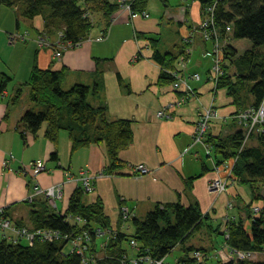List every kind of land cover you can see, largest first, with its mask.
<instances>
[{
    "label": "crops",
    "instance_id": "obj_1",
    "mask_svg": "<svg viewBox=\"0 0 264 264\" xmlns=\"http://www.w3.org/2000/svg\"><path fill=\"white\" fill-rule=\"evenodd\" d=\"M125 1L129 3L132 0ZM149 1L142 14L119 7L107 24L105 17L98 15L88 38L76 47L68 46L60 57L55 55L62 41L56 31L46 34L49 46L39 44L40 35L46 30L44 17L29 19L21 12L19 14L17 7L0 6V80L4 73L11 78L0 93V208L6 209L11 219L20 226L33 227L32 206L26 200L36 186L45 188L63 183L62 197L48 202L51 211L64 213L75 189L81 186L77 178L83 169L94 178V191L86 192L83 201L92 204L101 200L112 226L119 224V209L122 206L131 211L132 217L143 219L158 203L172 202L185 205L197 202L203 214H207L203 226L207 225L216 235L221 233L226 237L230 220H242L246 227L250 225L252 207L244 212L245 207L238 205V213L229 212V209H235L234 204L239 199L247 201L250 198L243 188L245 183L235 178L233 172L230 176L224 170L217 173L215 169L217 165L224 168L223 164L231 163L232 159L223 162L219 153L212 157L214 146L209 141L211 148L207 151L211 160L208 161L199 148L205 146L193 141L199 113L211 105L217 110L209 129V136L214 141L227 140L234 132L242 130L231 116L237 110L232 105L233 98L227 95L226 88L218 89L211 79L214 57L210 50L213 42L205 41L197 30L205 16L201 2ZM166 26L174 29V45L162 50L158 44V48L162 53L176 55L186 47V53L176 61L175 69L180 70L181 76L194 90V96L187 97L185 103L170 108L171 117L168 119L159 117V110L171 103L176 104L179 97L186 95V87L176 89L171 82L161 81L163 68L154 60L147 38L158 33L161 41V32ZM99 35L104 38L98 40ZM231 42L235 45L233 40ZM174 47L178 53L173 51ZM35 64L43 69L64 70L65 90L79 83L89 86L100 84V94H92L88 101L94 106L106 104L110 120L125 118L133 122V141L119 153L125 162L123 168L114 174L106 172L108 156L105 145L93 143L74 151L67 130L59 132L55 144L45 135L46 123L37 134L22 126L23 113L28 107H36V104L31 100V103L19 106V100L13 103L12 99L17 88L29 80ZM192 74L200 78L192 79ZM28 97L26 90L23 101ZM15 108L21 110L11 113V109ZM189 147L191 149L186 151ZM53 152H57V160L51 158ZM39 159L45 162L46 170L34 176L30 163ZM137 164L149 167V173L133 174L132 167ZM214 178H228L225 192H209L208 183ZM249 202L253 206V201ZM256 209L260 210V207ZM130 223L124 224V227L131 228ZM186 243L176 245L164 261L177 263L174 262L176 259L188 255V247L205 249L193 244L186 247ZM225 246L216 249L215 244L217 252L212 254L207 251L208 257L214 255L216 261L220 260L217 254L222 258L227 250ZM178 249L186 251L185 254L177 252ZM188 256L192 257L191 252ZM222 260L225 263L224 257ZM210 264H215V261Z\"/></svg>",
    "mask_w": 264,
    "mask_h": 264
},
{
    "label": "trees",
    "instance_id": "obj_2",
    "mask_svg": "<svg viewBox=\"0 0 264 264\" xmlns=\"http://www.w3.org/2000/svg\"><path fill=\"white\" fill-rule=\"evenodd\" d=\"M199 1L203 8L207 4H214V0ZM130 2L132 12L142 14L150 1ZM120 5L121 3L111 0H0V6L17 7L29 19L35 16L44 17L47 33H54L58 29L63 32V43H71L74 46L88 38L94 28L93 14H104L107 24ZM214 20L216 29L226 41L246 38L253 42L252 48L245 50L239 57L232 42L228 43L223 51V74L216 86L218 89L226 88L227 95L233 98L232 105L237 109L231 115L233 117L235 113L251 106L258 107L264 100V52L261 51L264 46V0L218 1ZM230 26L233 30L231 36L226 31ZM147 38L153 49L154 60L163 68L161 81L175 82L176 78L169 70L175 69V63L185 55L186 47L179 51L180 53L176 52L179 55L172 52L162 53L158 48L159 34ZM233 64L236 71L231 73ZM31 72L29 80L24 86L17 88L12 99L13 103L19 100L26 86L29 88L31 100L38 105L36 111L26 109L21 119L22 126L37 134L46 123L45 135L55 144L58 142L59 132L67 130L72 138L74 151L93 143L105 145L108 156L106 172L114 174L123 168L125 162L119 153L133 141V122L125 118L110 120L106 104L94 106L88 101L92 94H100V84L89 86L79 83L65 90L64 70L43 69L35 64ZM10 81L11 78L4 73L0 80V93ZM22 136L24 137L23 134ZM255 139L256 145L248 144L242 151L239 148L244 140L243 130L234 132L227 140L214 141V138L209 136L208 141L213 142L215 151L221 154V161L238 156L233 168L235 178L249 184L254 199H259L264 198L261 193V187L264 186V131L256 133ZM51 158L57 160V152H53ZM85 193L81 187L76 188L64 213L51 211L48 200L42 196L35 197L30 202L26 201L32 206L31 228L56 232L57 235L53 239L43 234L36 235L29 244L23 238L15 242L0 234V264H84L85 255L79 253L76 248L66 251L67 244L71 239L88 231L92 238L91 251H95L96 228L107 230L111 227L102 201L86 204L83 201ZM4 215L9 216L6 209ZM251 215L253 217L248 227L242 220L228 221L227 246L239 251L264 250V207H260L257 213ZM206 216L197 202L189 205L180 202L158 203L145 218L132 217L131 228L127 229L120 214L117 230L108 239L103 255L96 258L95 264H146L139 259L141 255L163 259L172 253L176 245L186 242L200 230ZM77 217L85 224L79 223ZM15 223L17 226L21 225ZM132 239L137 242L136 263L130 262L127 257ZM191 251L192 248L189 249L188 255ZM188 255L183 260L193 262ZM226 264H264V260L240 259Z\"/></svg>",
    "mask_w": 264,
    "mask_h": 264
},
{
    "label": "built area",
    "instance_id": "obj_3",
    "mask_svg": "<svg viewBox=\"0 0 264 264\" xmlns=\"http://www.w3.org/2000/svg\"><path fill=\"white\" fill-rule=\"evenodd\" d=\"M122 2L124 4L127 5L128 9H131V2H126L125 0H118L119 2ZM218 1L221 0H214V4L212 6H216ZM120 2V3H121ZM145 13V12H144ZM212 20H213V16L215 15V12L212 10ZM208 22H205L202 24V26L208 29L212 27V25H214V20L211 23L209 20H207ZM206 30V29H205ZM227 33L232 32L231 30V26L226 28ZM63 36V32H60V38ZM207 38L208 40H211L212 42L217 43L214 49V53L215 58L213 59V67L211 69V79L213 80L215 86L217 85L219 79L221 78L222 74H223V47L222 44L220 42V34L218 33V31H216V28L214 30V33L211 30H208L207 33ZM39 42L41 44V46H49L50 45V41L49 39L46 38H39ZM47 39V40H46ZM102 39V36H100L98 38ZM46 40V41H44ZM79 45V44H78ZM68 46L71 47H76L74 45H72L71 43H66L64 44L63 41L60 42L59 48L56 50L55 55L57 57L62 56L63 51L67 49ZM169 72L172 74L173 77L176 78V81L173 82V87L178 89L181 88L182 86H185V90H186V95L185 96H181L179 97L180 99H178V102L176 104H169L167 105V107L162 108L161 110H159L158 112V116L164 119H168L169 117H171V114L169 112L170 108H173V106H176L178 104L181 103H185L188 98L190 97V95L194 96V90L189 87L188 83H187V79L184 76H181L180 70L174 69V70H169ZM190 78L192 79H199L200 76L197 74H192L190 75ZM217 116V110L215 108V106L211 105L209 107H205L204 109H202L199 113V122L196 128V133L194 136V143L195 144H203L205 146V148L210 151L211 148V144L209 141H207V139L209 138V133H210V126H211V122L213 120V118H215ZM233 118H236L237 121L241 124H243L246 128V132L244 134V140L242 142L241 147L239 148L240 151H242L243 148H245L246 143H247V138L252 135H256V133H260L262 131H264V100L260 103V105L257 107H249L247 109H245L244 111H239L237 113L234 114ZM192 147V144H191ZM191 147L187 148L186 151H189L191 149ZM238 156H235V158H233L231 160V163H224V168L221 169V167H219L218 165L216 166V171L217 173H220L222 170L230 173V176H233V168L236 164V160H237ZM30 167L32 170V173L34 176H37L39 173L43 172L46 170V165L45 162L41 159L37 160V161H33L30 163ZM226 167V168H225ZM149 167H147L146 165L143 164H137V166L132 167V172L133 174H147L149 173ZM70 179L72 178L71 175L68 176ZM78 181L81 183V188L82 190H85L86 192H93L94 190V178L90 175H88L87 170H84L80 172V177L77 178ZM209 187V192L211 193H221V192H225L227 187H228V178L223 180L222 178H214L212 180L209 181L208 183ZM63 186L64 184H52L49 187H38L36 186L34 189V193L31 194L29 196V198H27L26 201H31L32 199H34L35 197H44L46 198L48 201H55L56 199H59L62 197L63 195ZM120 214L122 216V218L124 220H129L133 214L131 213V211L125 207H121L120 209ZM255 211H259V209H255ZM79 220H81L80 217H77ZM12 230L11 233V239H13L15 242L19 241L21 238L25 239L27 242H29V244H31V242L33 241L34 237L36 235H44L45 237L49 238V239H53V237L55 235H57L56 232H47L45 230H33V231H29V228H27L26 226H17L16 223L11 219L10 216H6L4 215V210L2 208H0V233H2V235L4 237H8L7 236V230ZM9 238V237H8ZM226 238H228V233L226 234ZM134 243H136L133 240ZM77 249V251L79 253H81L82 255H84L83 250H81L78 246L75 247ZM74 248V249H75ZM73 249V250H74ZM232 249V248H231ZM233 251L238 254L237 259H246L251 257V255L253 254V251H243V250H236L233 249ZM202 252L200 251H196L194 252V256H192V259H196V257H198L199 255H201ZM141 261H145L148 262L150 264L156 263V264H171L169 262H165L164 258L163 259H152L150 258V256L148 255H141V257L139 258ZM137 261H134V263H136ZM183 264H193V262L190 261H183ZM84 264H89L86 256L84 258Z\"/></svg>",
    "mask_w": 264,
    "mask_h": 264
},
{
    "label": "rangeland",
    "instance_id": "obj_4",
    "mask_svg": "<svg viewBox=\"0 0 264 264\" xmlns=\"http://www.w3.org/2000/svg\"><path fill=\"white\" fill-rule=\"evenodd\" d=\"M117 2H118V0H117ZM121 2V1H120ZM126 7V8H128L127 7V5L126 4H124V3H122L121 2V5H120V7ZM217 6V5H216ZM216 6L214 7V6H212V5H206V7H202L203 8V10H204V18L201 20V22L199 23V26H197L198 27V31L200 32V34L202 35V38H204V40L205 41H208V38H207V33H208V30H211L213 33H214V30H215V20H214V16H213V20H214V25H212V27L211 28H209L208 27V29L205 27H203L202 26V24L203 23H205V22H208L207 20H209L211 23L213 22V20H212V15H213V13H212V10L214 11V12H216ZM4 7H6V6H4ZM20 12L21 11H19V14H20ZM92 15V14H91ZM98 15L99 16H104V14H102V13H100V12H98V13H95V14H93L92 15V17H93V19H94V24L97 22V19H98ZM166 24H167V22H166ZM206 29V30H205ZM231 30H232V28H231ZM58 34V36H59V38H60V30H55ZM216 31H218V29H216ZM233 31V30H232ZM160 32V31H159ZM46 31L44 30V35L43 34H41L40 36H41V38H46L47 36H46ZM55 33V32H54ZM162 34H163V38H162V40L160 41V47H161V49L162 50H164L165 49V47H167V48H170V47H172V45H174L173 44V41L175 40V37H176V35H175V33H174V29H170L169 27H165L164 28V30L161 32ZM218 33L220 34V42H221V44H222V47H223V49H222V51H224V48H225V46L228 44V43H230L232 40H230V41H226V38H222V35H221V33H220V31H218ZM104 35V34H103ZM103 35H99V37L100 36H102V38H104V36ZM160 35V34H159ZM232 35V32H230V36ZM16 36V34L14 35V37ZM98 37V38H99ZM97 38V39H98ZM49 39V38H48ZM61 39V38H60ZM40 40V39H39ZM47 40V39H46ZM46 40H44V41H46ZM14 41V40H13ZM234 41V46L237 48V52H238V57L240 56V55H242V53L245 51V50H247V49H250V48H252V46H253V42H251V41H249L248 39H246V38H241V39H234L233 40ZM212 42V41H211ZM39 44H40V42H39ZM216 44L217 43H215V42H213V46H212V49L210 50V53L213 55V57L215 58V53H214V49H215V46H216ZM41 45V44H40ZM172 49H174L173 51L174 52H176V50H177V48H172ZM261 51H263L264 52V46H263V48H261ZM186 52H184V54H185ZM186 57V56H185ZM231 73L232 72H234V71H236V66H235V64H233L232 66H231ZM64 81V80H63ZM26 90H27V92L29 91V88L28 87H26L25 86V88H24V90H23V95L19 98V102H18V105L19 106H23L26 102H29V103H31V98H30V95H29V97H28V99H25V101H23L24 99H23V96H24V94H25V92H26ZM15 106V105H14ZM13 106V107H14ZM27 108V107H26ZM28 109H30V107H28ZM31 109H34L35 111L38 109V106L36 105V107H32ZM15 110H21V108H15V109H11V113L12 112H14ZM235 119V121L239 124V126H240V128L243 130V133L245 134V132L247 131L246 130V128H245V126L243 125V124H241V123H239L238 121H237V119L236 118H234ZM255 137H256V135L254 134V135H252L251 137L249 136L247 139V143H246V145H248V144H250V145H256L257 143H256V139H255ZM246 147V146H245ZM200 149H201V152H203L204 153V155H205V159L206 160H208V161H210L211 160V157H209L208 155H209V152L207 151V149L205 148V147H199ZM215 153H217V151H215L214 150V148L213 149H211V154H212V157L213 156H215ZM219 156L221 157V154H219ZM230 187H231V185H230ZM243 188H244V190L245 191H247V194H249V196H250V198L247 200V201H243L242 199H239V201L237 202V203H235L234 205H235V209L234 208H231V209H229V212H230V214H236V213H238V209H237V207H238V205L239 206H241V207H245V209L243 210L244 212H248L249 211V207H252V209L250 210V212L251 213H257V211H255V209H256V207H263L264 206V198H259V199H254V195L252 196V190H251V187H250V185H243ZM264 192V186L263 187H261V193H263ZM232 194H234V195H236V192L235 191H232L231 192ZM88 194V193H87ZM250 200H252L253 201V206L252 205H249L248 204V202L250 201ZM250 203V202H249ZM234 209V210H233ZM249 216H250V218H252L253 217V215H251V214H249ZM131 219V218H130ZM130 219L129 220H124L125 221V223H129V221H130ZM77 220L79 221V223H83V224H85L84 223V221H82V220H79L78 218H77ZM131 224V223H130ZM117 226L118 225H115V226H112L111 225V227H110V229H107V230H101L99 227L98 228H96L97 230H96V236H97V239H96V241H95V243H96V247H97V249H95V251H91V246H92V238H91V234L88 232V231H86V232H84L82 235H80V236H78V237H75V238H73V239H71V241L69 242V244H67V246H66V248H65V250L66 251H69V250H73L75 247H79L81 250H83V252H84V255L86 256V259H87V261H88V263L89 264H95L96 263V258H98V256L99 257H101L102 255H103V249L105 248V246L107 245L106 243H107V241H108V239L113 235V234H115V231L117 230ZM214 226H216V225H214ZM248 227V226H247ZM34 229L33 228H31V229H29V231L31 232V231H33ZM8 232L6 233L7 234V236L8 237H10L11 238V233H12V230H7ZM1 235H2V233H0ZM226 237L223 235V234H221V233H218L217 235H216V232H212L208 227H207V225L206 226H203L200 230H198V231H196L191 237H189L188 239H187V243L185 244V246L187 247V246H190V245H199V246H202V247H204L205 249H202V248H195V247H188L187 249H186V251L188 252L189 251V249L190 248H192V251H191V255L192 256H194V252H196V251H200V252H202V254L201 255H199L198 257H196V259H193V264H196V262H202L201 264H210V262L211 261H215V264H226V263H229V262H231V261H236L237 262V260H239V259H237V257H238V254H236L234 251H233V249H231L230 247H226L225 246V244H226ZM216 244V249H218L219 247H222V246H225V248L224 249H227L226 250V253L224 252V256L222 255V258H220V256L217 254V256H218V258L220 259V260H218V261H220V262H218V261H216L215 259H214V255H212V257L210 256V257H208V253H207V251L208 252H210V253H212V254H214V252H217V250L216 249H214V245ZM136 245H137V242L136 243H134L133 242V239L132 240H130V251H129V256H127L128 257V259L130 260V262H132V263H134V261H138V259L136 258V256H137V253H136ZM95 247V248H96ZM174 250V249H173ZM216 250V251H215ZM185 251V252H186ZM177 252H180V253H184L185 254V252H184V250L183 249H178V251ZM223 257H224V260H225V263H223ZM151 258V257H150ZM165 258V257H164ZM152 259H154V258H151V260ZM210 259H212V260H210ZM246 259H248V260H251V259H254V260H259V261H262V260H264V250L263 251H261V252H253V254L251 255V257H249V258H246ZM183 259H176L174 262H177V263H174V264H183L184 262L182 261ZM146 264H150V263H148V262H146ZM153 264H156V263H153ZM172 264V263H171Z\"/></svg>",
    "mask_w": 264,
    "mask_h": 264
}]
</instances>
